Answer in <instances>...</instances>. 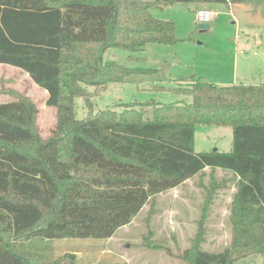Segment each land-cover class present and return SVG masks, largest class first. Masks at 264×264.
<instances>
[{"label": "trees", "instance_id": "1", "mask_svg": "<svg viewBox=\"0 0 264 264\" xmlns=\"http://www.w3.org/2000/svg\"><path fill=\"white\" fill-rule=\"evenodd\" d=\"M248 4L264 0H0V65L18 68L48 93L56 109L51 136H41L39 109L28 97L0 103V264H40L14 240H108L157 195L206 169L238 179L231 204V245L202 250V229L183 259L236 264L264 254V85L221 86L194 77L191 104L129 105L77 119L85 86L100 94L133 75L156 74L105 61L108 49L131 53L179 43L176 24L151 8ZM133 58V57H132ZM137 107H151V116ZM233 129L229 152H197V126ZM73 255L51 264H75Z\"/></svg>", "mask_w": 264, "mask_h": 264}, {"label": "rangeland", "instance_id": "2", "mask_svg": "<svg viewBox=\"0 0 264 264\" xmlns=\"http://www.w3.org/2000/svg\"><path fill=\"white\" fill-rule=\"evenodd\" d=\"M208 5L178 4L164 9L151 8L154 17L173 21L180 40L173 46L150 44L137 53L111 48L105 61H114L132 69H152L156 74L133 75L122 83H112L100 94L85 86L91 106L85 97L76 98L77 119H86L101 110L122 112L129 105L147 102L162 105L191 104L190 95L166 88L187 89L192 82L186 76L207 77V81H229L239 73L245 83L264 85V13L248 4L211 5L215 16L210 28L200 29L196 20L199 9ZM133 57V58H132ZM235 58L248 61V67L235 69ZM185 77V79H183ZM240 83V82H239ZM250 84V85H253ZM24 96L39 109L37 124L43 138L51 136L56 124V109L47 106L44 90L33 83L22 70L0 65V103ZM137 110L151 116V107ZM233 145V129L222 126H197L194 148L197 152L216 149L229 152ZM237 178L221 169H207L178 188L151 199L129 225L120 228L108 240L58 239L14 240L26 254L38 258L40 264H51L68 255L75 264H188L183 255L202 229V250L222 252L231 245V204L236 194ZM236 264H264L263 255L246 257Z\"/></svg>", "mask_w": 264, "mask_h": 264}, {"label": "crops", "instance_id": "3", "mask_svg": "<svg viewBox=\"0 0 264 264\" xmlns=\"http://www.w3.org/2000/svg\"><path fill=\"white\" fill-rule=\"evenodd\" d=\"M210 6L211 5H209V7L208 8H206V9H209V10H211L210 9ZM212 11V10H211ZM213 12V11H212ZM242 64H243V66H244V68H246V67H248V61L246 60H244L243 59V61H242V59L240 60V59H237V58H235V62H234V65H235V69L237 68V70H238V68H240V66L242 67ZM12 67V66H11ZM15 68V67H14ZM16 69H18V68H16ZM20 70V69H19ZM28 75V74H27ZM29 76V75H28ZM30 77V76H29ZM194 77H196V78H200V79H204V80H207V77L206 78H203V77H198V76H196V75H189V76H186V78L187 79H191V80H193V78ZM183 79H185V77L183 78ZM240 80H242V76L239 78V73H237L236 72V70H235V72L232 74V77H230V79H229V81H217V85H221V86H232V85H239V84H243V85H250V84H253V83H245V81H240ZM240 82V83H239ZM34 83V82H33ZM35 84V83H34ZM36 85V84H35ZM254 85V84H253ZM46 92V91H45ZM46 95H47V98H48V93L46 92ZM217 150V149H216ZM219 151V150H218ZM207 170V169H206ZM205 170V171H206ZM238 180V179H237ZM236 191H237V185H236Z\"/></svg>", "mask_w": 264, "mask_h": 264}, {"label": "built area", "instance_id": "4", "mask_svg": "<svg viewBox=\"0 0 264 264\" xmlns=\"http://www.w3.org/2000/svg\"><path fill=\"white\" fill-rule=\"evenodd\" d=\"M215 14L209 9H199L196 12V20L201 24H210Z\"/></svg>", "mask_w": 264, "mask_h": 264}, {"label": "water", "instance_id": "5", "mask_svg": "<svg viewBox=\"0 0 264 264\" xmlns=\"http://www.w3.org/2000/svg\"><path fill=\"white\" fill-rule=\"evenodd\" d=\"M209 28H210L209 24H200V29H202V30H206V29H209Z\"/></svg>", "mask_w": 264, "mask_h": 264}]
</instances>
